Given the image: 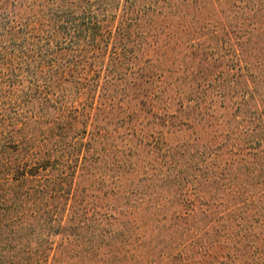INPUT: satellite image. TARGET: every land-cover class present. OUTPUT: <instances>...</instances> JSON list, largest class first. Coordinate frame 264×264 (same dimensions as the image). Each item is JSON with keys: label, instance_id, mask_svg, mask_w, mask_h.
Masks as SVG:
<instances>
[{"label": "rangeland", "instance_id": "obj_1", "mask_svg": "<svg viewBox=\"0 0 264 264\" xmlns=\"http://www.w3.org/2000/svg\"><path fill=\"white\" fill-rule=\"evenodd\" d=\"M71 1L0 0V76L11 75L12 78L5 84L11 86L0 91L1 114L11 118L15 114L14 120L19 124L29 112H33L39 117L38 126L36 124L27 134L36 138L37 134L45 133V126L60 114L62 108L74 109L76 114L86 111L89 103L102 105L99 119L104 129L100 134L102 145L97 148L113 153H106V167L102 165L100 173L105 181L114 182L121 190H135L134 197L126 204L123 202L122 208H116V204L121 206V198L101 202L115 207L124 215V222L134 227L133 230H121L123 236L117 239L118 250L133 248L134 234L153 235L152 220L148 221L150 213L167 217H172L175 212L183 214L182 201L187 197L218 196L217 199L224 202L220 206L222 210L231 208L226 203L230 198L226 189L221 192L211 187L212 172L203 168L200 152H218L229 158L228 144L234 143L235 147L242 148L246 143L241 138L247 134L244 131L254 129L255 119L246 113V108L244 113L237 106L253 102L264 104V0H171L167 6L170 12L160 23L158 18L154 22L146 19L133 33L131 25H124L131 35L117 43V52L123 46L128 51L122 68L109 62L112 40L107 42V49L98 44L102 49L91 55L85 50L83 58L76 61L68 52L60 57L66 43L59 33L54 38L52 33L68 9L73 8ZM95 3L98 5L99 1ZM78 5H84V2ZM119 11L117 6L109 9L115 16ZM149 24L154 26L151 29L154 35L136 36L147 31ZM115 26L114 23L113 28ZM67 45L71 49L72 45ZM31 48L39 60H44L41 65L50 68L42 70H46L45 74L36 70L35 77L31 81L27 79L47 93L48 98L40 97L39 103L32 101L36 96L33 92L25 90L28 84L20 72L21 57ZM10 68L11 71L6 72ZM62 68L78 72L80 84L96 82L98 89H92L96 94L94 99L78 92L81 87L76 82L78 77L76 80L70 77L57 80V73ZM140 81L145 83H141L142 88L137 90L135 87ZM26 101L34 104L27 111L23 108ZM141 102L146 108L143 107L141 115L133 114ZM147 108H154L152 113L160 114L185 109L182 115L175 113L182 123L162 117L152 119L146 114ZM162 108L164 111H160ZM136 120L140 124L141 136L130 130ZM169 122L181 128L158 129L159 124ZM254 136H260L259 131ZM258 147L264 149V143ZM192 150L196 153L191 154ZM186 155L196 157L190 159ZM119 162L125 165V173H121L123 168L116 167ZM132 165L135 167L133 171ZM206 166L209 167V163ZM109 186L104 188L109 189ZM90 190L91 196L97 194L96 188ZM140 216L147 228H142L139 223ZM162 239L168 246L169 237ZM186 240L180 246L186 245ZM123 243L127 244L126 247L120 248ZM166 246L162 251L168 248ZM146 259L150 260L148 264L172 263L171 259L166 260V256L148 255Z\"/></svg>", "mask_w": 264, "mask_h": 264}, {"label": "trees", "instance_id": "obj_2", "mask_svg": "<svg viewBox=\"0 0 264 264\" xmlns=\"http://www.w3.org/2000/svg\"><path fill=\"white\" fill-rule=\"evenodd\" d=\"M98 1V5L96 0L70 2L73 8L68 9L63 20L52 31L53 38L59 33L66 43L60 57L68 52L76 61L79 57L83 58L82 52L85 50L91 55L102 49L99 45L107 49V42L112 40V58L109 62L122 68L128 51L123 46L117 52V43L131 35L124 25H131L133 33L146 19L154 22L158 18L160 23L170 12L167 6L171 2ZM79 2H84V5H78ZM115 6L120 10L116 16L109 12ZM153 28L149 24L147 31H141L136 36L147 37ZM67 43L72 45L71 49ZM21 58L20 72L26 81H31L38 72L45 74L50 69L47 65H41L44 60H39L32 48ZM8 61L12 59L9 57ZM39 65L40 70L37 69ZM44 68L46 70L42 71ZM77 73L59 69L57 80H66L67 77L76 80L78 77L76 82L80 84L81 76ZM11 79V75L0 76L1 92L4 87L11 86L5 85ZM28 81L25 90L36 95L32 101L39 103L40 97L48 98L41 86ZM141 83L145 82L140 81L135 89H141ZM96 84H80L78 92L94 99L96 94L92 89H98ZM137 97H140L139 94ZM23 105L27 111L34 104L26 101ZM93 105L89 103L86 111L76 114L74 109L62 108L60 114L45 126V133L37 134L36 138L33 134H27L36 124L38 126L39 117L33 112H29V116L19 124L14 120L15 114L11 118L0 112V264H133L132 261L134 264H148V255L156 258L166 256V260H172L171 264H264V149L258 147L264 143V104L253 102L251 105L242 103L237 106L243 111L246 108V113L255 119L253 122L256 124L254 129L244 131L247 134L241 138L246 143L242 148L235 147L234 143L228 144L229 158L222 157L218 152H200L203 168L212 172L211 187L221 192L226 189V195H230L226 203L231 208L222 210L220 206L224 202L217 199L218 196L187 197L182 201L183 214L175 212L172 217H167L150 213L148 221L152 220L153 235L147 233L151 229L143 232L147 235L134 234L133 248L126 250L116 248L117 239L123 236L122 229L133 230L134 227L124 222V215L116 208H122L123 202H129L135 190H121L114 182L105 181L100 173L102 165L106 167V153L113 152L97 148V145H102L100 134L104 126L99 113L103 107L100 103ZM139 107L133 110V114L141 115L146 104L141 102ZM152 109L147 108L146 113L152 119L162 117L177 124L182 123L178 115H182L185 109L170 114L164 108L160 110L164 111L163 114L152 113ZM69 111L71 113L67 114ZM173 123L159 124L158 129L181 128ZM139 127L136 120L130 128L131 133L141 136ZM257 131L260 133L258 137L254 136ZM142 143L147 145L145 141ZM194 153L196 150L191 151V154ZM115 165L119 169L125 167L121 162ZM134 169L132 165L131 170ZM121 173H125V169ZM108 184L109 189L104 188ZM92 188L97 189L94 196L89 194ZM113 198L115 201L121 198V206L116 204V208H113L101 203ZM96 201L101 203L100 206ZM139 219L142 228H147L141 216ZM163 237H169L168 246ZM186 237L189 239L186 240ZM184 240L187 241L186 245L180 246ZM124 243L120 248L126 247ZM165 246L168 250L162 251Z\"/></svg>", "mask_w": 264, "mask_h": 264}]
</instances>
